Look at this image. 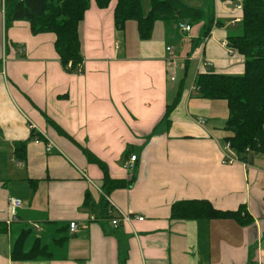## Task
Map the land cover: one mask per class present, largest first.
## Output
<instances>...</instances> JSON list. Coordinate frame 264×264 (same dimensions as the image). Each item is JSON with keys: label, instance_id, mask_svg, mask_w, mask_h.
Here are the masks:
<instances>
[{"label": "crops", "instance_id": "0c3cea01", "mask_svg": "<svg viewBox=\"0 0 264 264\" xmlns=\"http://www.w3.org/2000/svg\"><path fill=\"white\" fill-rule=\"evenodd\" d=\"M243 1L214 0V16L186 20L190 33L157 22L148 40L136 21V38L128 34L131 21L117 30V0L106 9L93 1L79 25L83 74L62 66L53 33L33 35L27 21L7 26L0 13V264H264V153L223 164L230 133L200 119L223 103L197 91L181 93L166 120L191 54L194 80L208 71L244 74L243 57L222 45L242 23ZM31 123L57 148L36 143ZM89 154L127 186L107 193L104 171ZM131 156L137 160L127 170ZM10 196L28 208L7 226ZM182 201H207L222 212L244 207L247 222L173 219L171 209ZM106 207L135 220L114 229ZM27 230L25 250L39 240L49 257L12 259Z\"/></svg>", "mask_w": 264, "mask_h": 264}, {"label": "trees", "instance_id": "16d2710c", "mask_svg": "<svg viewBox=\"0 0 264 264\" xmlns=\"http://www.w3.org/2000/svg\"><path fill=\"white\" fill-rule=\"evenodd\" d=\"M93 1L98 8L106 9L112 0H6V25L17 21L30 23L33 35L53 33L56 36L55 49L62 66L69 72L83 74L84 58L79 38V25L91 8ZM242 33L228 37L234 53L244 59L245 72L241 76L200 72L195 80L199 98L226 101L229 118L226 131L230 142L242 162L249 154L264 153V0H244L242 5ZM115 26L123 31L128 21H136L142 40L152 37L157 22L177 23L202 20L201 9L186 5L181 0H150V9L144 12L142 0H117ZM167 107L166 120L176 108L181 96ZM34 134H32V137ZM24 148L26 142L21 144ZM90 160L104 171V188L107 193L127 186L125 182L110 178L107 167L95 156ZM23 156L19 159L23 160ZM85 206H89L86 201ZM104 213L108 216L109 208ZM172 218L180 220H234L247 222L244 207L236 211L216 210L207 201H182L173 205ZM244 215V216H243ZM70 227V225H69ZM120 229V228H119ZM31 230L21 233L12 249L14 261H31L49 257L47 248L36 240L33 247L25 250Z\"/></svg>", "mask_w": 264, "mask_h": 264}, {"label": "built area", "instance_id": "2783aa9c", "mask_svg": "<svg viewBox=\"0 0 264 264\" xmlns=\"http://www.w3.org/2000/svg\"><path fill=\"white\" fill-rule=\"evenodd\" d=\"M5 2L6 0H1L0 4V13H2L5 17ZM239 9H242V6H238ZM178 30L183 33H190L192 31L191 24L187 23L186 21H180L177 24ZM222 45L228 49V51L232 54L233 49L230 48L229 43L227 40H224L222 42ZM170 50V49H168ZM25 51L24 49L19 50V55H24ZM202 125H206L205 121H201ZM29 129L32 131V134H34L33 139L36 143H41L42 141H46V151L51 152L54 148H57V146L54 144L53 141H51L48 136L44 134L36 135V126L34 124H29ZM222 154H223V164L225 165H233L238 162L242 161L239 159L235 151L233 150V147L230 142H225L223 147L221 148ZM137 156H131L129 161L125 163L124 167L127 170H131L133 168V164L136 162ZM8 206L10 210V220L7 223V226L12 225L13 223H16L18 221L17 219V213L19 210L27 209V204L20 198L10 196L8 198ZM114 209L112 207H109L108 217H110V222L112 224V227L114 229H119L122 226H124L127 223L132 222L135 220V216H132L131 214L119 212V214L113 215ZM138 220L143 221V217H137ZM93 220H96V218L92 217ZM70 231L72 233H76L80 230V226L76 222L70 223Z\"/></svg>", "mask_w": 264, "mask_h": 264}, {"label": "rangeland", "instance_id": "374dc122", "mask_svg": "<svg viewBox=\"0 0 264 264\" xmlns=\"http://www.w3.org/2000/svg\"><path fill=\"white\" fill-rule=\"evenodd\" d=\"M185 1V0H183ZM190 3H195V5H198V9H202L205 12V16L206 20L209 19L211 16H214L216 14V6H215V2L214 0H195V2L191 1V0H187ZM187 3V2H186ZM0 4H1V0H0ZM142 4H143V8H144V12L147 14V12L150 9V0H142ZM234 6V5H233ZM193 7V6H192ZM197 8V7H195ZM160 24V23H159ZM132 26H133V31H132ZM134 28H135V32H134ZM243 27H242V23L238 24L236 27H234L231 30H228V32H232L231 35H240L242 33ZM128 34L129 37H134L136 38L137 33H136V22L131 21L130 23H128ZM186 45V47L189 46L190 42L186 41L184 43ZM190 53H192V49L191 46L189 47ZM183 54L186 53V50L182 52ZM187 57V56H185ZM196 56L194 57L192 54L189 58L190 62H189V70L188 73L186 74L183 71H179L178 75L180 77V88H181V92L183 94L186 93H191L192 90L196 91V87L193 84H195V69L197 66V60H195ZM179 63V62H178ZM180 64V63H179ZM214 103L219 102V103H223V104H215V108L212 111V115H206L205 118H200L201 121H208V126H212L213 127H220V125L224 128L226 126V123L228 121L229 118V112H228V108H227V103L225 101H219V100H214ZM210 112V111H208ZM218 122V123H217ZM221 128V129H223Z\"/></svg>", "mask_w": 264, "mask_h": 264}]
</instances>
